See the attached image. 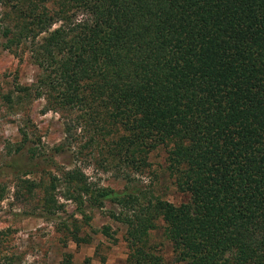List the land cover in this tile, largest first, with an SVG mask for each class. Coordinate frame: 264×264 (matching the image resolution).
<instances>
[{
	"label": "trees",
	"instance_id": "trees-1",
	"mask_svg": "<svg viewBox=\"0 0 264 264\" xmlns=\"http://www.w3.org/2000/svg\"><path fill=\"white\" fill-rule=\"evenodd\" d=\"M0 37L39 68L3 98H43L67 143L84 137L125 168L121 189L78 166L39 179L25 169L20 187L40 192L45 214L61 209L60 188L85 222L87 208L116 205L125 264H168L151 238L158 222L169 264H264V0H0ZM126 166L149 167L153 180ZM78 230L74 241L89 242Z\"/></svg>",
	"mask_w": 264,
	"mask_h": 264
},
{
	"label": "rangeland",
	"instance_id": "rangeland-1",
	"mask_svg": "<svg viewBox=\"0 0 264 264\" xmlns=\"http://www.w3.org/2000/svg\"><path fill=\"white\" fill-rule=\"evenodd\" d=\"M0 37V264H125L128 248L124 240L125 226L111 217L116 205L106 203L99 208H87L90 216L76 210V204L62 196V189L55 194L62 203L61 209L53 215L43 212L40 192L27 195L20 187V178L25 169L26 177L39 179L46 176L43 170L58 174L62 169L78 166L82 168L93 184L121 189L126 184L117 160H112L98 148L83 146L84 137L69 144L65 141L63 117L55 111L44 112L43 98H28L20 103L9 104L3 96L11 93L15 98L17 87L36 81L39 68L27 50L22 47L6 49ZM23 128L28 139L19 152ZM55 147H61L58 151ZM33 149L37 154L32 156ZM163 153L156 151L151 160L157 167ZM37 165V166H36ZM153 166V167H154ZM120 169V170H119ZM126 171L138 183L149 184L153 180L151 170L146 166H126ZM47 177V176H46ZM172 190V189H170ZM166 193H169L167 190ZM176 201L181 199L177 192L167 195ZM74 218L77 219L73 225ZM152 232L151 238L169 264L172 251L162 235V223ZM109 227V235L103 234V226ZM78 227L80 236H88L89 242L76 243L71 231Z\"/></svg>",
	"mask_w": 264,
	"mask_h": 264
}]
</instances>
